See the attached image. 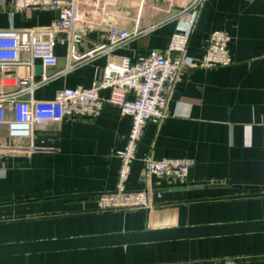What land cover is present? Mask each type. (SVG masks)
<instances>
[{
	"label": "crops",
	"instance_id": "1",
	"mask_svg": "<svg viewBox=\"0 0 264 264\" xmlns=\"http://www.w3.org/2000/svg\"><path fill=\"white\" fill-rule=\"evenodd\" d=\"M119 2L126 7L107 13L99 27L87 31L79 52L108 43L111 26L135 25L140 0ZM143 4L140 26H156L112 50V57L137 59L151 48L165 49L177 28H189L191 14L164 21L177 10L169 0ZM56 21L51 6H31L13 16L0 8V28L50 27ZM215 29L231 36L232 64L188 69L171 96L170 116L161 124L149 121L139 144L128 187L150 186V208L100 210L96 205L98 194L115 187L116 150L124 147L130 130L131 117L117 105L107 104L94 119L64 118L38 127L34 149L26 139L10 140L0 126V145L21 146L0 148V245L264 220V0H207L191 33L189 56L201 59ZM55 52L58 63L48 72L59 73L35 89L37 99H51L64 87H90L109 59L95 54L66 69L76 64L66 42L59 39ZM24 73L23 68L12 72ZM149 153L196 162L184 179L147 180ZM0 264H264V231L4 255Z\"/></svg>",
	"mask_w": 264,
	"mask_h": 264
},
{
	"label": "built area",
	"instance_id": "2",
	"mask_svg": "<svg viewBox=\"0 0 264 264\" xmlns=\"http://www.w3.org/2000/svg\"><path fill=\"white\" fill-rule=\"evenodd\" d=\"M207 0H169L176 12L166 18L179 19L191 14L189 28L179 27L171 35L165 49L151 48L133 59L129 55L112 57V50L148 33L156 25L142 27L139 15L144 0L137 4L138 18L131 28L111 26L108 43L81 53L79 46L87 31L99 27L107 13H116L125 8L119 0H0V8L13 16L31 6H51L57 11V21L50 27L0 28V126L5 127L10 140L26 139L28 149H34L38 127L60 122L64 118L94 119L107 104L117 105L122 114L131 117L130 130L123 148L117 149L120 164L117 169L113 190L102 192L96 197L100 210L137 209L153 206V189L128 187L140 142L144 138L146 125L154 120L163 123L169 116V103L181 76L190 68L227 66L233 57L229 50L231 36L225 29H215L207 37L200 60L188 54L193 27ZM61 39L67 44L68 57L76 64L86 62L95 54H108L109 59L101 75L90 87H64L57 90L51 99H37L35 89L46 84L57 73L48 69L55 67L58 56L56 42ZM40 59L42 72L37 78L36 60ZM23 68V75H13L15 69ZM109 90V96L102 94ZM13 148L4 142L0 148ZM17 147H21L20 145ZM25 149V148H24ZM193 157L154 158L150 153L144 158L146 179L152 176L184 179L195 164ZM160 197L161 194L157 193Z\"/></svg>",
	"mask_w": 264,
	"mask_h": 264
},
{
	"label": "water",
	"instance_id": "3",
	"mask_svg": "<svg viewBox=\"0 0 264 264\" xmlns=\"http://www.w3.org/2000/svg\"><path fill=\"white\" fill-rule=\"evenodd\" d=\"M36 72L39 74L42 72L41 64H37ZM263 231L264 220L163 229H144L116 234L2 244L0 245V256Z\"/></svg>",
	"mask_w": 264,
	"mask_h": 264
}]
</instances>
